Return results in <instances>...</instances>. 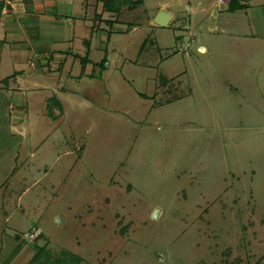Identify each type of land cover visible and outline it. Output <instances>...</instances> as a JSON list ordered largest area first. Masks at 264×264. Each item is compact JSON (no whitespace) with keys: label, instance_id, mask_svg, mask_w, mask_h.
Segmentation results:
<instances>
[{"label":"rangeland","instance_id":"1","mask_svg":"<svg viewBox=\"0 0 264 264\" xmlns=\"http://www.w3.org/2000/svg\"><path fill=\"white\" fill-rule=\"evenodd\" d=\"M116 40L49 130L39 179L0 132V184L14 168L33 212L0 229V264H264L263 54L190 20Z\"/></svg>","mask_w":264,"mask_h":264},{"label":"crops","instance_id":"2","mask_svg":"<svg viewBox=\"0 0 264 264\" xmlns=\"http://www.w3.org/2000/svg\"><path fill=\"white\" fill-rule=\"evenodd\" d=\"M232 1L246 7L230 11ZM122 2L116 13L104 10L103 0H0V132L6 130L10 140L17 138L13 161L15 166H27L20 172L24 180L39 179L33 166L37 167L39 152L49 142V130L67 121L68 107L84 108L87 99L80 87L104 80L96 72L100 59L92 58V53L117 48L116 38L131 36L144 21L153 28H177L181 21L190 20L197 30L216 35L219 44L254 48L264 58V0ZM161 12L170 16L166 26L155 21ZM154 43L159 45V40ZM121 48H127L126 42ZM198 48L208 50L203 44ZM170 80L166 76L162 82L166 85ZM13 170L0 184V229L33 213L21 204L29 189L19 193L12 188ZM15 197L19 200H12Z\"/></svg>","mask_w":264,"mask_h":264},{"label":"trees","instance_id":"3","mask_svg":"<svg viewBox=\"0 0 264 264\" xmlns=\"http://www.w3.org/2000/svg\"><path fill=\"white\" fill-rule=\"evenodd\" d=\"M126 1V0H123ZM104 2V10L111 12H119L121 6L123 5L122 0H103ZM245 4H235L233 1L230 3V11H235L237 9L245 8Z\"/></svg>","mask_w":264,"mask_h":264},{"label":"water","instance_id":"4","mask_svg":"<svg viewBox=\"0 0 264 264\" xmlns=\"http://www.w3.org/2000/svg\"><path fill=\"white\" fill-rule=\"evenodd\" d=\"M169 14L166 12H161L157 18H156V23L160 26H166L168 24L169 21Z\"/></svg>","mask_w":264,"mask_h":264},{"label":"built area","instance_id":"5","mask_svg":"<svg viewBox=\"0 0 264 264\" xmlns=\"http://www.w3.org/2000/svg\"><path fill=\"white\" fill-rule=\"evenodd\" d=\"M220 1H221V0H220ZM193 34H194V33L191 31V32H190V36H193Z\"/></svg>","mask_w":264,"mask_h":264}]
</instances>
